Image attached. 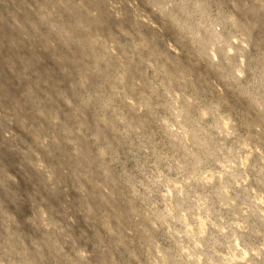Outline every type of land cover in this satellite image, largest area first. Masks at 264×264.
Masks as SVG:
<instances>
[{
    "label": "rangeland",
    "instance_id": "obj_1",
    "mask_svg": "<svg viewBox=\"0 0 264 264\" xmlns=\"http://www.w3.org/2000/svg\"><path fill=\"white\" fill-rule=\"evenodd\" d=\"M0 264H264V0H0Z\"/></svg>",
    "mask_w": 264,
    "mask_h": 264
}]
</instances>
